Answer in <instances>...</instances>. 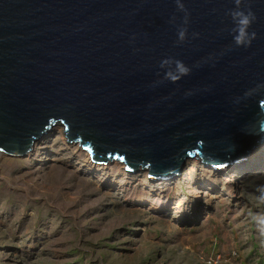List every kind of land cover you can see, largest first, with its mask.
Here are the masks:
<instances>
[{"label":"water","instance_id":"95a60500","mask_svg":"<svg viewBox=\"0 0 264 264\" xmlns=\"http://www.w3.org/2000/svg\"><path fill=\"white\" fill-rule=\"evenodd\" d=\"M250 3L256 37L245 49L231 42V0H187L199 36L183 44L172 0H0V152L24 155L61 125L94 161L153 179L191 158L242 160L264 134V91L243 96L264 81V0ZM165 57L191 71L162 80L174 67H159Z\"/></svg>","mask_w":264,"mask_h":264},{"label":"rangeland","instance_id":"374dc122","mask_svg":"<svg viewBox=\"0 0 264 264\" xmlns=\"http://www.w3.org/2000/svg\"><path fill=\"white\" fill-rule=\"evenodd\" d=\"M262 197L264 134L243 162L191 158L158 181L94 161L57 125L24 155L0 152V264H245Z\"/></svg>","mask_w":264,"mask_h":264},{"label":"clouds","instance_id":"9594fccd","mask_svg":"<svg viewBox=\"0 0 264 264\" xmlns=\"http://www.w3.org/2000/svg\"><path fill=\"white\" fill-rule=\"evenodd\" d=\"M174 11L168 18V23L175 29L176 42L178 44L185 43L188 39H196L199 34L197 32H189L190 12L186 6L187 0H172ZM232 6L225 10V16L230 22L229 35L231 36L232 45L236 48H245L251 46L256 37V33L252 31V25L256 22V12L251 6L250 0H231ZM177 14H181L180 22L177 23ZM174 66L173 70L165 71L162 80L175 82L187 75L191 69L185 65L183 61L174 57L162 58L159 67ZM161 81H157L159 83ZM264 91V81H258L254 86L243 93L244 97L252 95L254 92ZM190 95V93H187ZM240 97L236 98L238 102ZM264 118V114L258 115L257 120ZM260 131L264 132V126L260 127ZM264 198V197H262ZM255 224L261 236H264V213H255L250 217Z\"/></svg>","mask_w":264,"mask_h":264},{"label":"trees","instance_id":"16d2710c","mask_svg":"<svg viewBox=\"0 0 264 264\" xmlns=\"http://www.w3.org/2000/svg\"><path fill=\"white\" fill-rule=\"evenodd\" d=\"M184 221L187 223H195L197 222V219L188 220L186 218V220ZM248 233L249 236L247 239V244L249 245V247L245 249L248 250V253L244 256V258L246 259H244L245 264H264V236L260 235L254 223L250 225ZM155 236L157 237V235ZM151 258L152 257H150L149 259ZM78 262L79 264H82L81 260Z\"/></svg>","mask_w":264,"mask_h":264},{"label":"bare ground","instance_id":"6f19581e","mask_svg":"<svg viewBox=\"0 0 264 264\" xmlns=\"http://www.w3.org/2000/svg\"><path fill=\"white\" fill-rule=\"evenodd\" d=\"M44 134H45V133H44ZM39 139H40V138H39ZM39 139H38V140H39ZM75 144H76V143H75ZM256 147H257V146H256ZM256 147H255V148L253 147L254 149H253V150H251L249 153H254V152H255V149H256ZM81 148H82V147H81ZM82 149H83V148H82ZM85 151H86V150H85ZM87 155H90V153H89L88 151H87ZM246 156H247V155H246ZM243 160H245V158H243V159H242V160H240V161H241V162H243ZM240 161H237V162H240ZM175 174H177V175H178V174H179V172H177V173H176V172H174V173L171 175L172 177H171V176H169V177H167V178H164V179L160 177V178H157L156 180H158V181H164V180H166V181H167V180H169V179H172V178L175 176ZM173 175H174V176H173ZM170 177H171V178H170ZM168 178H169V179H168Z\"/></svg>","mask_w":264,"mask_h":264},{"label":"built area","instance_id":"2783aa9c","mask_svg":"<svg viewBox=\"0 0 264 264\" xmlns=\"http://www.w3.org/2000/svg\"><path fill=\"white\" fill-rule=\"evenodd\" d=\"M207 264H211L212 263V259L209 258L207 261H206Z\"/></svg>","mask_w":264,"mask_h":264}]
</instances>
